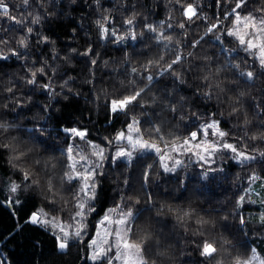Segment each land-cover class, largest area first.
I'll list each match as a JSON object with an SVG mask.
<instances>
[{
  "label": "snow or ice",
  "instance_id": "snow-or-ice-1",
  "mask_svg": "<svg viewBox=\"0 0 264 264\" xmlns=\"http://www.w3.org/2000/svg\"><path fill=\"white\" fill-rule=\"evenodd\" d=\"M163 4L164 18L150 21L159 0H0V205L16 221L4 239L28 225L51 239L39 253L33 241L24 264H63L74 247L83 264H177L178 247L197 255L188 264H264V0ZM77 7L87 46L61 56L44 26ZM93 28L98 41L123 45L102 62L109 80L99 87ZM76 59L97 113L103 98L109 125L124 117L99 141L78 123L83 114L53 111L82 95L69 75ZM12 60L18 70L5 71ZM173 174L190 196L217 185L231 194L207 209L177 203L182 193L157 199ZM106 179L113 201L98 209Z\"/></svg>",
  "mask_w": 264,
  "mask_h": 264
},
{
  "label": "trees",
  "instance_id": "trees-1",
  "mask_svg": "<svg viewBox=\"0 0 264 264\" xmlns=\"http://www.w3.org/2000/svg\"><path fill=\"white\" fill-rule=\"evenodd\" d=\"M11 3L16 4L19 0H10ZM209 0H205V3H208ZM105 7L110 6V0H102ZM84 13H89L87 8L83 9ZM80 15L81 9L79 7L76 8V11L71 13L70 17H62L60 20L53 21L50 24H46L44 27L47 30V34L52 36V38L56 41V47L60 51V55L63 56L67 53L69 47L79 48L81 51L87 46V40L85 38V32L80 30ZM165 16L164 4L163 0H159V8L156 9V14L154 16L149 17L150 21L155 20L159 21L163 19ZM94 17L89 13L88 20L85 21V27L90 23L91 19ZM39 27V26H37ZM77 29V34L74 39L72 37V29ZM91 42L94 44L96 51L100 52V60L101 65L97 67L96 76H97V85L98 87L109 80V69H105L102 66V62L109 58H120L122 53L118 51L119 48L123 47V45H113L110 41L100 42L98 41L97 34L95 29L92 30ZM129 45L135 48H139L140 45L135 42L128 41ZM45 52L48 51L47 48L44 49ZM6 64H10V68H6L5 71L15 72L18 70L19 65L15 60L4 62ZM87 72V67L85 66V61L82 59H76L73 61V67L69 69V75L77 77L75 87L79 88L82 95L78 99H73L71 103H66L61 101L60 105H55V107H62V112H55V115L67 121L69 119V115L71 114L72 119H76L83 114V119L79 120L78 123L87 127L91 132L92 139H96L99 141V138L108 135L113 132L115 129L121 127V121L124 119L123 116L119 117L113 124L109 125L107 122V116L105 114V110L103 107L104 100L101 98L99 104V112L96 111V104L93 101L91 95H89L90 88L88 86H84L81 84V80L83 75ZM38 99H44L43 97H38ZM209 111H211V106H209ZM89 114H91V119H89ZM225 128L229 127V125L225 124ZM181 131H183L181 129ZM123 165H121L122 170ZM228 170L235 174L241 172L239 166H235L232 162H229L227 165ZM140 167L136 166V169L133 173L134 178L139 175ZM3 175V168L0 167V176ZM109 175H115V172L110 171ZM182 176L188 175L187 173L182 172ZM231 179V177H229ZM195 186V177L193 176L191 181L189 182V189ZM138 187V185H137ZM170 193V195L166 194ZM182 193V196H181ZM230 192H226L224 187L222 186H208L202 189L197 195L190 196L189 192H184L181 188L178 187L177 179L173 174L171 179H168L167 183H162L160 189L154 193L157 199H169L171 200L173 197L181 196V199L177 200V203L183 202L184 198H190L194 201V203L198 206L204 207L205 209L210 206H215L217 201L223 200L226 195H230ZM3 193H0V200L3 199ZM113 185L110 180L106 179L103 182L101 191H100V199L98 202L99 209H103L107 206H110L113 201ZM25 209L20 210L21 223L24 217ZM102 213V212H101ZM16 221L13 219L10 210L0 205V256H7L10 264H24V262L32 256V242L39 241V245L36 248V252L39 253L41 250H46L51 247V239L45 233L39 231L31 225L24 226L23 231L19 234H14V237H9L7 240L4 239L5 236L9 232L13 230L15 227ZM94 225V220L92 221ZM183 237H175L173 242H177L178 240H182ZM260 243V250L264 252V241ZM10 254V255H9ZM177 264H180L181 261H184V264H188L190 259H198L197 255L193 252L191 257H180L179 256V247L177 248ZM39 257L37 256L36 259ZM63 264H83L82 261H78L76 248L74 247L69 256H67Z\"/></svg>",
  "mask_w": 264,
  "mask_h": 264
},
{
  "label": "rangeland",
  "instance_id": "rangeland-1",
  "mask_svg": "<svg viewBox=\"0 0 264 264\" xmlns=\"http://www.w3.org/2000/svg\"><path fill=\"white\" fill-rule=\"evenodd\" d=\"M97 207H98V209H99V206H98V205H97ZM101 214H102V213H101ZM98 218H99L98 215L92 218V221L94 220V224H95V220L98 219Z\"/></svg>",
  "mask_w": 264,
  "mask_h": 264
}]
</instances>
